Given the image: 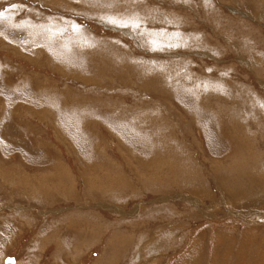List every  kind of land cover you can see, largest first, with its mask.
Returning a JSON list of instances; mask_svg holds the SVG:
<instances>
[{
  "label": "rangeland",
  "instance_id": "374dc122",
  "mask_svg": "<svg viewBox=\"0 0 264 264\" xmlns=\"http://www.w3.org/2000/svg\"><path fill=\"white\" fill-rule=\"evenodd\" d=\"M8 258L264 264V0H0Z\"/></svg>",
  "mask_w": 264,
  "mask_h": 264
},
{
  "label": "water",
  "instance_id": "95a60500",
  "mask_svg": "<svg viewBox=\"0 0 264 264\" xmlns=\"http://www.w3.org/2000/svg\"><path fill=\"white\" fill-rule=\"evenodd\" d=\"M8 262H10V263H12V264H13V263H14V260H13V259H11V260H8Z\"/></svg>",
  "mask_w": 264,
  "mask_h": 264
},
{
  "label": "bare ground",
  "instance_id": "6f19581e",
  "mask_svg": "<svg viewBox=\"0 0 264 264\" xmlns=\"http://www.w3.org/2000/svg\"><path fill=\"white\" fill-rule=\"evenodd\" d=\"M32 35L35 36V33L31 34V36H32ZM37 37H39V36H37ZM39 38H40V37H39ZM6 92H7V91H6ZM8 94H9V93H8ZM14 263H15V260H14Z\"/></svg>",
  "mask_w": 264,
  "mask_h": 264
},
{
  "label": "snow or ice",
  "instance_id": "6c2138e0",
  "mask_svg": "<svg viewBox=\"0 0 264 264\" xmlns=\"http://www.w3.org/2000/svg\"><path fill=\"white\" fill-rule=\"evenodd\" d=\"M125 26H127V25H125Z\"/></svg>",
  "mask_w": 264,
  "mask_h": 264
},
{
  "label": "crops",
  "instance_id": "0c3cea01",
  "mask_svg": "<svg viewBox=\"0 0 264 264\" xmlns=\"http://www.w3.org/2000/svg\"><path fill=\"white\" fill-rule=\"evenodd\" d=\"M17 264V263H16Z\"/></svg>",
  "mask_w": 264,
  "mask_h": 264
}]
</instances>
